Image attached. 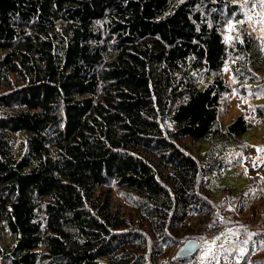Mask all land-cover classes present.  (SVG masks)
<instances>
[{"label": "trees", "instance_id": "16d2710c", "mask_svg": "<svg viewBox=\"0 0 264 264\" xmlns=\"http://www.w3.org/2000/svg\"><path fill=\"white\" fill-rule=\"evenodd\" d=\"M239 11L0 0V228L12 237L0 264L154 263L192 223L199 236L221 228L215 196L248 193L229 182L241 160L224 151L258 124L220 122L224 67L242 95L264 94V36L221 33Z\"/></svg>", "mask_w": 264, "mask_h": 264}, {"label": "rangeland", "instance_id": "374dc122", "mask_svg": "<svg viewBox=\"0 0 264 264\" xmlns=\"http://www.w3.org/2000/svg\"><path fill=\"white\" fill-rule=\"evenodd\" d=\"M232 1L241 4V11L234 20L225 23L221 30L223 39L230 43L243 31L249 32L256 39L263 37L264 32L261 29L264 28V23L259 22L262 9L258 0L255 7L252 6L253 0H248L247 6L245 0ZM249 11L251 20L246 15ZM241 20L245 23H239ZM229 23L233 25L231 30ZM222 74L230 90L222 102L220 122L226 125L236 115H243L250 121L258 122L255 127L241 135L239 152L231 148L233 141L230 149L224 151L226 159L233 157L234 162L237 157L241 160L234 167L235 173L228 179L238 187L244 185L248 189L247 196L244 199H224V193L215 196L213 205L216 219L213 223L218 221L221 228L209 235L199 236L202 224L192 223L189 228H192L193 232L187 238L193 237L200 242L193 255L177 258L175 253L182 243H174L162 247L160 256L154 263L147 261L141 264H264V123L259 122L260 119L254 114L255 104H264V94L242 95L238 91L229 64L224 67ZM192 147L203 149L205 144L193 143ZM120 197V191H117L115 199H121ZM230 221L237 224L230 225ZM11 242L12 237L0 228V244Z\"/></svg>", "mask_w": 264, "mask_h": 264}, {"label": "water", "instance_id": "95a60500", "mask_svg": "<svg viewBox=\"0 0 264 264\" xmlns=\"http://www.w3.org/2000/svg\"><path fill=\"white\" fill-rule=\"evenodd\" d=\"M200 246V242L193 237L187 238L177 249V258H185L193 255Z\"/></svg>", "mask_w": 264, "mask_h": 264}, {"label": "snow or ice", "instance_id": "6c2138e0", "mask_svg": "<svg viewBox=\"0 0 264 264\" xmlns=\"http://www.w3.org/2000/svg\"><path fill=\"white\" fill-rule=\"evenodd\" d=\"M255 2H256V0H253V4H252L253 7H255ZM258 3L261 5V9H262L261 12L259 13V15L261 16V20L259 22L264 23V0H258ZM247 4H248V0H245V6H247ZM246 15H248L249 20L252 19V15H251L250 11H249V13H246ZM239 23H245V21L241 20V21H239ZM228 27H229V30H231L233 25L231 23H229ZM261 31L264 32V28H262ZM241 42H243V41H241ZM225 70H227V69H225ZM217 239H219V237H217ZM241 251H243V250H241Z\"/></svg>", "mask_w": 264, "mask_h": 264}]
</instances>
